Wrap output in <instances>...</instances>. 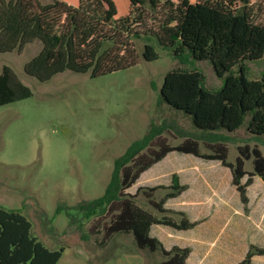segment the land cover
Listing matches in <instances>:
<instances>
[{"label":"trees","instance_id":"obj_1","mask_svg":"<svg viewBox=\"0 0 264 264\" xmlns=\"http://www.w3.org/2000/svg\"><path fill=\"white\" fill-rule=\"evenodd\" d=\"M141 37L155 38L183 63L209 60L222 84L214 90L207 88L203 72L192 66L170 69L158 103L182 111L195 131L182 135L174 128L183 139L171 144L162 135L164 125L150 130L118 158L104 193L84 209L86 214L108 215L102 224V245L116 234H131L139 249L163 256L160 264H187L190 247L166 249L150 233L155 223L178 229L197 224L185 212L164 207L187 185L174 174L169 185L138 186L135 193L128 190L142 172L176 150L229 167L248 211V185L254 175L264 180V152L257 146H239L240 155L232 162L221 139L241 128L253 138L264 139V74L249 78L244 63L264 56V0H0V52H22L28 43L40 39V52L24 65L25 72L40 81L66 69L97 77L132 67L139 62L135 39ZM142 56L146 60L159 57L151 43H145ZM31 95L32 89L4 64L0 105ZM201 145L209 151H202ZM249 159L252 170L245 168ZM140 193L161 216L138 204ZM32 227L20 210L0 206V264L58 263L65 247L47 246L32 233ZM254 255H264V247L250 244L238 264H253Z\"/></svg>","mask_w":264,"mask_h":264},{"label":"rangeland","instance_id":"obj_2","mask_svg":"<svg viewBox=\"0 0 264 264\" xmlns=\"http://www.w3.org/2000/svg\"><path fill=\"white\" fill-rule=\"evenodd\" d=\"M145 43L154 45L157 59L143 58ZM135 45L139 62L132 67L97 77L66 69L46 81L24 70L25 63L40 52V39L22 52H0V71L4 64L11 66L32 89L30 97L0 105V206L25 214L32 233L47 246L65 247L57 264H160L163 260L159 252L139 249L131 234H116L102 245V224L108 215L86 214L84 207L104 193L118 158L150 130L164 125L162 135L171 144L183 139L178 131L182 135L195 131L182 111L158 103L170 69L185 65L201 70L211 90L219 88L222 79L209 60L183 63L155 38H137ZM244 63L249 78L264 74V56ZM221 141L227 144L232 162L240 155L239 146H257L264 152V139L249 136L244 128ZM179 154L184 160L189 157ZM245 168L252 170L251 159L245 161ZM136 189L137 185L128 191ZM137 202L157 216L142 193Z\"/></svg>","mask_w":264,"mask_h":264},{"label":"crops","instance_id":"obj_3","mask_svg":"<svg viewBox=\"0 0 264 264\" xmlns=\"http://www.w3.org/2000/svg\"><path fill=\"white\" fill-rule=\"evenodd\" d=\"M179 153L189 157L184 160ZM191 154L176 150L168 152L142 172L133 186L169 185L172 176L177 174L187 189L169 198L164 207L185 212L197 224L178 229L155 223L150 233L166 249L190 247L187 264H238L250 244L264 247V180L259 175L253 176L247 187L246 212L230 168L219 160ZM157 216L161 214L158 212ZM253 264H264V255H254Z\"/></svg>","mask_w":264,"mask_h":264}]
</instances>
